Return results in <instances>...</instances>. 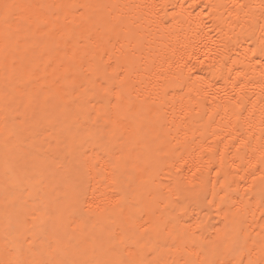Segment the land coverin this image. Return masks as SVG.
I'll return each instance as SVG.
<instances>
[{"label": "bare ground", "instance_id": "1", "mask_svg": "<svg viewBox=\"0 0 264 264\" xmlns=\"http://www.w3.org/2000/svg\"><path fill=\"white\" fill-rule=\"evenodd\" d=\"M0 264H264V0H0Z\"/></svg>", "mask_w": 264, "mask_h": 264}]
</instances>
